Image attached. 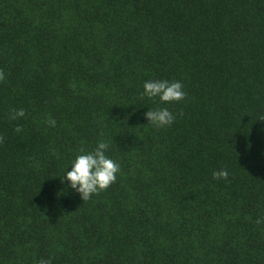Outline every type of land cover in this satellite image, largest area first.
Instances as JSON below:
<instances>
[{"label":"trees","instance_id":"1","mask_svg":"<svg viewBox=\"0 0 264 264\" xmlns=\"http://www.w3.org/2000/svg\"><path fill=\"white\" fill-rule=\"evenodd\" d=\"M0 73V264H264V0H0ZM100 140L120 171L82 201Z\"/></svg>","mask_w":264,"mask_h":264},{"label":"clouds","instance_id":"2","mask_svg":"<svg viewBox=\"0 0 264 264\" xmlns=\"http://www.w3.org/2000/svg\"><path fill=\"white\" fill-rule=\"evenodd\" d=\"M2 75L0 73V78H2ZM142 95L150 100L158 99L160 104L168 105L184 100L186 94L181 82L161 79L145 81ZM24 115L23 109L15 110L11 115V119L22 118ZM144 118L147 123L150 122L157 128L170 126L175 119L173 113L167 107L147 110L144 113ZM49 124L54 126L55 121H49ZM15 131L20 132L21 128L18 126ZM108 149L109 143L100 140L94 150L82 151L76 155L65 170L61 183H66L67 187L74 190L82 201L106 190L116 181L120 166L106 155ZM227 176L228 172L226 170L213 173L214 179H226ZM39 264H52L51 258H41Z\"/></svg>","mask_w":264,"mask_h":264}]
</instances>
